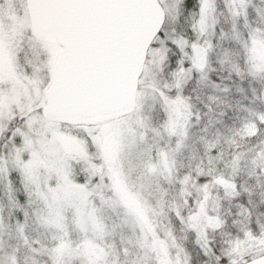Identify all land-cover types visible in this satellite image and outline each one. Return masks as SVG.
<instances>
[{
  "label": "snow or ice",
  "instance_id": "obj_1",
  "mask_svg": "<svg viewBox=\"0 0 264 264\" xmlns=\"http://www.w3.org/2000/svg\"><path fill=\"white\" fill-rule=\"evenodd\" d=\"M0 264H264V0H0Z\"/></svg>",
  "mask_w": 264,
  "mask_h": 264
}]
</instances>
